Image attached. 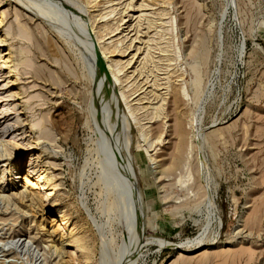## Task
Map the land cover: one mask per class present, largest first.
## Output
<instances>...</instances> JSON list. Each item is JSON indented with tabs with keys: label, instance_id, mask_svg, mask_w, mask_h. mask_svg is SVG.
I'll return each mask as SVG.
<instances>
[{
	"label": "rangeland",
	"instance_id": "1",
	"mask_svg": "<svg viewBox=\"0 0 264 264\" xmlns=\"http://www.w3.org/2000/svg\"><path fill=\"white\" fill-rule=\"evenodd\" d=\"M52 1L0 4V51L13 54L0 71V178L7 191L23 188L35 160L50 181L39 208L5 209L0 198V262L2 251L9 264H84L72 246L55 250L74 230L93 247L90 264H264V0ZM106 21L105 43L124 50L123 83L99 77L89 45ZM122 90L129 105H146L145 129ZM13 101L19 113L3 117ZM177 127L187 160L162 173L179 155ZM103 131L135 174L132 234Z\"/></svg>",
	"mask_w": 264,
	"mask_h": 264
},
{
	"label": "bare ground",
	"instance_id": "2",
	"mask_svg": "<svg viewBox=\"0 0 264 264\" xmlns=\"http://www.w3.org/2000/svg\"><path fill=\"white\" fill-rule=\"evenodd\" d=\"M1 2H2V0H0V4H1ZM53 2V5H55L56 4V6H58L59 8L61 7V5H60V0H59V2H57V0L56 1H52ZM55 3V4H54ZM49 4V3H48ZM116 5V4H115ZM125 7V6H124ZM126 8V7H125ZM56 9H57V7H56ZM65 11V10H64ZM3 14H6L5 12H0V25L2 26V23L4 22V19L5 18H7L8 16H6V15H4L3 16ZM106 17V16H105ZM104 17V18H105ZM129 17V16H128ZM67 19V18H66ZM125 20V19H124ZM13 23V22H12ZM10 24V23H9ZM12 25V24H11ZM107 26H109V23L106 21L103 25H99V26H97L96 28H94V29H92V33H93V31H94V35H95V38H94V41H92V40H90V38H89V40L90 41H92V43H90L89 44V41L87 42V45L89 44V45H91V48L93 49V52L92 53H94V56H95V60H96V64H97V66H100V76L99 77H101V79L102 80H104V79H107V78H109V75H111L112 76V78H113V80L114 81H116V82H119V83H123V78H122V76H121V73H122V68L123 67H121V69H120V66H119V64H120V60H117L115 57H117V56H122V54H121V52H123V51H121L120 49L118 50V47H117V45L119 44V43H114L113 45H108V44H106L105 43V40H104V28H106ZM113 31H114V29H112ZM118 30V28H115V32ZM96 31V32H95ZM8 34H10V29H8ZM110 33V32H109ZM113 33V32H112ZM119 33V32H118ZM88 34H91V31H89L88 32ZM111 34V33H110ZM107 35V34H106ZM105 35V36H106ZM113 35V34H112ZM117 35V34H116ZM115 35V36H116ZM88 36V35H87ZM89 37V36H88ZM87 37V38H88ZM92 37V36H91ZM86 39V38H85ZM93 39V38H92ZM111 39V38H110ZM118 39V38H117ZM86 40H88V39H86ZM0 42H2V40H0ZM113 42V41H112ZM118 42H120V41H118ZM111 43V42H110ZM132 46V45H131ZM111 48H113L112 50H111ZM0 71L3 69V68H5V69H7V63L8 64H10L11 62H12V57H13V54H12V51L11 50H6L5 51V53L3 54V51H0ZM125 54V53H124ZM93 55V54H92ZM126 55V54H125ZM6 56H8L7 57V59H5V60H2L1 58L2 57H6ZM124 56V55H123ZM122 60V59H121ZM95 62V61H94ZM122 62V61H121ZM10 67V66H9ZM9 78V81L10 82H14V79H10L11 77L9 76L8 77ZM128 79V78H127ZM195 81V80H194ZM106 82V81H105ZM108 82V81H107ZM196 82V81H195ZM199 82V81H198ZM102 84V83H101ZM107 84V83H106ZM108 86V85H107ZM101 87V86H100ZM97 88H99V87H97ZM96 89V88H95ZM100 90V89H99ZM104 90H105V88H104ZM186 91V90H185ZM185 91H182V94H183V96L184 97H186L187 95H186V92ZM105 92V91H104ZM98 93H96V95H97ZM176 95H175V100H176V104H179V102H178V96H180L179 94H180V92L178 91L177 93H175ZM186 95V96H185ZM182 96V95H181ZM10 97H13V95L12 94H9L8 95V98L9 99H11ZM97 97V96H96ZM104 97V96H103ZM122 97L124 98V100H125V103H127V105H128V107H129V114H131V118H133V120H134V122H135V124L136 125H139L140 126V128H144L145 129V126L147 125H144V126H141V120H140V118L138 117L139 115H137V111H139V109H144L145 107H146V105H145V107H143V106H141V107H139L138 106V108L136 107H133V105L131 106V105H129V103L127 102V96H126V93H125V91L124 90H122ZM94 98V97H93ZM144 98H146V97H144ZM103 99V98H102ZM139 99V98H138ZM141 99V98H140ZM140 99H139V101L138 102H140ZM143 99V98H142ZM162 99V98H161ZM8 100V99H7ZM93 100V99H92ZM91 100V101H92ZM96 100H98V99H96ZM101 100V99H100ZM105 100V99H104ZM137 101V100H136ZM163 101H165V98L163 99ZM97 102V101H96ZM12 104L14 105V106H12V107H10V109H8V111H10V110H13V111H11L9 114H6L5 116H3V117H6V116H10V115H12V114H14V113H19V111L18 110H20L21 108L19 107L17 110H16V107H18V103L16 102V101H13L12 102ZM93 104H95V103H93ZM142 104V103H141ZM135 106V105H134ZM94 107V106H93ZM127 107V108H128ZM149 107V106H148ZM9 108V107H8ZM153 108V107H152ZM155 109H156V107H154ZM146 109V108H145ZM158 109H160V110H163L164 108H163V106L162 105H160L158 108H157V110ZM154 110V109H153ZM160 110H158V111H160ZM143 111V110H142ZM7 112V111H6ZM98 112V111H97ZM146 112V111H145ZM152 112V111H151ZM92 112H90V114H91ZM155 113V112H154ZM142 114V113H141ZM95 115V114H94ZM157 115V117H159L161 114L159 113V116H158V113L157 114H155V116ZM17 116V115H16ZM14 117L13 119H11V122H14V123H12V124H16V126H17V124H19L21 121H18V116L17 117ZM92 116V115H91ZM97 116V115H96ZM142 116V115H141ZM147 116V115H146ZM162 116V115H161ZM0 118H1V116H0ZM145 118V117H144ZM153 119H154V117H153ZM156 119V118H155ZM98 121V120H97ZM87 122V121H86ZM92 122H93V120H92ZM99 123V122H98ZM11 124V123H10ZM21 124V123H20ZM95 124V123H94ZM100 124V123H99ZM134 124V125H135ZM14 126V125H13ZM95 126H96V124H95ZM87 127V126H86ZM103 127V126H102ZM147 127V126H146ZM18 128H19V126H18ZM92 128V127H91ZM97 128H98V126H97ZM97 128H96V130H97ZM99 129V128H98ZM104 129V128H103ZM183 129V128H182ZM8 130V129H7ZM12 130V129H11ZM141 130V129H140ZM100 131V133L102 132L101 130H99ZM143 131V133H141L142 134V136L145 138V136L146 135H148V134H146V132L144 131V130H142ZM95 132V131H94ZM104 133H103V135H102V138H103V140L106 142V143H108L109 144V148H110V153L112 154V156L114 157V159L117 161V163L120 165V167L119 168H121L122 169V175H123V180H124V182H122V183H124V185L126 186V189H127V200H126V215H124V223L126 224V233L127 234H130L131 232H133L136 228H137V226L139 227V225H140V222H141V213L139 212V207L138 206H136L135 205V197H136V195H137V187L136 186H138V185H136V181H135V179L136 178H133L134 177V173H133V168L131 169V167L128 165L129 164V162H127L129 159H128V157H127V161H126V159H125V156H124V154L121 152L122 150H121V148L120 147H118L117 145L119 144H115L113 141H112V139L107 135V133L105 132V131H103ZM6 133V132H5ZM149 133V132H148ZM184 133V132H183ZM183 133L180 131V129L177 127V132H176V134L178 135L177 137H178V141H177V144H176V148H175V150L178 152V157L177 156H172L173 158H172V162H171V165L168 167V168H165L164 169V171L162 172V173H166V171H169V170H171V169H173V168H175L176 166H181L187 159H185V158H187L186 157V152H187V150H188V146L189 145H191V144H189L188 143V141L186 142L185 140V136L183 135ZM95 134V133H94ZM186 135V134H185ZM146 137H148V136H146ZM13 138V137H12ZM160 139V138H159ZM15 139H12V142H10L11 144H14L15 142ZM102 141V140H101ZM9 143V142H8ZM101 144H102V142H101ZM105 145V144H104ZM103 145V146H104ZM102 146V147H103ZM120 146H122V145H120ZM32 148H36V146H32ZM105 148V147H104ZM191 148V147H190ZM107 149V148H106ZM109 150V149H108ZM148 150V149H147ZM6 151V150H5ZM107 151V150H106ZM125 151V150H124ZM123 151V152H124ZM3 153V152H2ZM2 153H0V158L2 157ZM125 153V152H124ZM190 154V153H189ZM104 156V155H103ZM111 157V156H110ZM106 159V158H105ZM31 160H32V158H31ZM112 161V163L113 162H115V161H113V160H111ZM36 161L34 160V162H31L30 163V165H29V167H28V170H27V173H26V175H24V178H22L23 177V175L22 176H19V177H17V176H15V177H13L12 178V180H14V179H23V184L20 186V187H23V188H19V185H18V187H17V189L16 190H13V191H11V190H9V191H7V190H5L6 188H5V182L7 181V179H6V177L3 175L1 178H0V198H1V200L4 202V204H5V209H9V208H11V207H13L14 206V208L16 209V210H18V211H23V209H28V207H30L31 209L33 208V209H36V208H39V199L40 198H42V196H41V193H39L40 192V190L41 189H44V188H46V186L47 185H49L50 184V181H49V179H47L46 178V176H45V172L44 171H42V169H41V167L39 166V163H35ZM128 163V164H127ZM115 164H116V162H115ZM131 164V163H130ZM107 165V164H106ZM113 165V164H112ZM111 165V167L112 168H114V166L115 165H113L112 166ZM8 165H6V167H7ZM118 166V165H117ZM185 166V165H184ZM187 166V165H186ZM116 167V166H115ZM102 168H103V166H102ZM17 169L19 170L20 169V166H19V164H17ZM102 170V169H101ZM104 170V169H103ZM102 170V171H103ZM111 170V169H110ZM120 170V169H119ZM8 171V170H7ZM105 171V170H104ZM118 171V170H117ZM121 171V170H120ZM119 171V172H120ZM119 172H118V174H119ZM4 173V172H3ZM103 173V172H102ZM101 173V174H102ZM105 173V172H104ZM117 173V172H116ZM108 174V173H107ZM134 174V175H133ZM36 175H38L37 177H35ZM120 175V174H119ZM108 177V176H107ZM120 177V178H121ZM30 178H34V179H36L37 181H38V183H35V184H33V186L31 187V189L29 190L28 188V184L30 183L29 182V180H30ZM106 178V177H105ZM121 178V179H122ZM114 179V178H113ZM41 180H42V182H41ZM106 180H107V178H106ZM120 182V181H119ZM118 182V183H119ZM109 183V182H108ZM120 185V184H119ZM123 185V186H124ZM116 187H118L117 186V184H116ZM115 188V187H114ZM117 190H119V189H117ZM122 190H123V187H122ZM52 191H53V189H52ZM109 191V190H108ZM111 191V190H110ZM123 191H126V190H123ZM189 192H190V190H188ZM50 192V191H49ZM116 192V191H115ZM118 192H120V191H118ZM112 193H114V192H112ZM124 193V192H123ZM51 194V193H50ZM54 194V193H53ZM125 194H126V192H125ZM191 194V193H190ZM124 195V194H123ZM125 196V195H124ZM195 196V195H194ZM122 197V196H121ZM125 198V197H124ZM137 198V197H136ZM138 199H139V197H138ZM116 201V200H115ZM124 201H125V199H124ZM138 201V200H137ZM138 205V204H137ZM119 219V218H118ZM5 219L4 218H2V217H0V221H4ZM119 222V221H118ZM43 222H41V224H42ZM43 227H44V225H43ZM64 227V226H63ZM62 227V228H63ZM44 229H45V227H44ZM64 230V229H63ZM46 231V230H45ZM122 231V230H121ZM120 231V232H121ZM124 231V232H125ZM47 232V231H46ZM123 232V233H124ZM122 233V232H121ZM45 234H47V233H45ZM126 234V235H127ZM132 234V233H131ZM7 235V234H6ZM61 239V247H58L57 245H55V250L56 251H58V252H61V249L64 247V246H66V245H68V246H72L74 249L73 250H71L72 252H69V254L71 253L72 254V256L74 255V256H77L78 255V257L82 260V262L84 263V264H90V259L92 258V254H93V247L91 246V244H90V242H89V240L87 239V237H85L84 236V233L83 232H80V231H74V230H69V231H66V232H64L62 235H61V237H60ZM123 238V237H122ZM131 238H133V236L131 237ZM130 238V239H131ZM31 240L33 239L32 237L30 238ZM31 240H28V241H26V242H24L25 240H23L22 238H20V239H18V240H15V242L16 243H19V242H21V244H23V247H24V245L26 246L28 243H30V241ZM133 240V239H132ZM13 241H14V239H13ZM7 241H5V243H6ZM10 242H12V240L10 241ZM14 242V243H15ZM127 241H125V243H126ZM133 242V241H132ZM8 243H9V241H8ZM11 243H9V245H10ZM132 244V243H131ZM8 245V244H7ZM20 245V244H19ZM30 245V244H29ZM127 244H125V246H126ZM13 246V245H12ZM129 246V245H128ZM36 248V247H35ZM124 248H126V247H124ZM5 251V250H4ZM3 251V252H4ZM62 251H63V249H62ZM11 252V251H10ZM124 252V251H123ZM33 253V252H32ZM64 254V253H63ZM125 254V253H124ZM8 254L7 253H2V251H1V264H9L8 262V260L5 258V256H7ZM19 255V254H18ZM40 255V254H39ZM121 255V254H120ZM73 256V257H74ZM123 256V255H122ZM128 256V255H127ZM21 257V256H20ZM71 257V256H70ZM124 257V256H123ZM45 258V257H44ZM64 259V258H63ZM72 259V258H71ZM12 260H14V259H12ZM122 260V259H121ZM74 261H75V259H74ZM42 263V262H41ZM63 264H70L69 263V261L68 260H65L64 259V263Z\"/></svg>",
	"mask_w": 264,
	"mask_h": 264
}]
</instances>
